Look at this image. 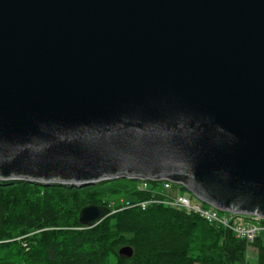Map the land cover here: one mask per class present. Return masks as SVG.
<instances>
[{
    "label": "water",
    "instance_id": "obj_1",
    "mask_svg": "<svg viewBox=\"0 0 264 264\" xmlns=\"http://www.w3.org/2000/svg\"><path fill=\"white\" fill-rule=\"evenodd\" d=\"M117 178L264 218V0H0V181Z\"/></svg>",
    "mask_w": 264,
    "mask_h": 264
},
{
    "label": "trees",
    "instance_id": "obj_2",
    "mask_svg": "<svg viewBox=\"0 0 264 264\" xmlns=\"http://www.w3.org/2000/svg\"><path fill=\"white\" fill-rule=\"evenodd\" d=\"M117 178L78 188L36 181H0V264H264V233L252 242L229 229L162 204L125 207L87 228L78 222L87 205L108 206L112 198L130 203L162 198L161 182ZM179 191L185 189L177 187ZM113 202V201H112ZM130 246V258L119 248Z\"/></svg>",
    "mask_w": 264,
    "mask_h": 264
},
{
    "label": "built area",
    "instance_id": "obj_3",
    "mask_svg": "<svg viewBox=\"0 0 264 264\" xmlns=\"http://www.w3.org/2000/svg\"><path fill=\"white\" fill-rule=\"evenodd\" d=\"M141 182L142 183L139 185L138 189H149L150 185L145 181ZM172 185L175 186L176 189L177 187L182 186V184L175 185L169 180H163L160 186L156 188L155 192L164 194L162 191L170 189ZM119 203L123 206L122 208L138 206L141 209H145L150 204H162L177 210H183L186 213L199 216L210 224L229 229L236 237L245 239L248 242H252L258 235L264 233L263 217L256 214L233 213L230 211L217 210L213 206L202 203L186 190L185 192L178 190V193L173 196L165 194L162 198L152 197L148 200L137 201L134 203H130L127 200H120ZM110 206L113 208L116 204L111 202L108 207L110 208Z\"/></svg>",
    "mask_w": 264,
    "mask_h": 264
},
{
    "label": "rangeland",
    "instance_id": "obj_4",
    "mask_svg": "<svg viewBox=\"0 0 264 264\" xmlns=\"http://www.w3.org/2000/svg\"><path fill=\"white\" fill-rule=\"evenodd\" d=\"M162 192L166 195L173 196V195H176L178 193V190L176 189L175 186L172 185L170 189L163 190ZM118 199L119 198H112L113 203L118 204L119 203ZM247 258H248L250 264H256V251L253 248H250V247L248 248Z\"/></svg>",
    "mask_w": 264,
    "mask_h": 264
}]
</instances>
